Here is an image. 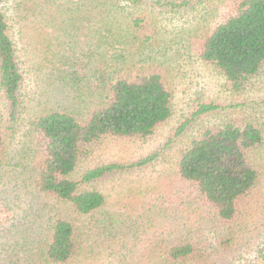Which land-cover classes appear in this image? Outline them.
I'll list each match as a JSON object with an SVG mask.
<instances>
[{
    "label": "trees",
    "instance_id": "obj_1",
    "mask_svg": "<svg viewBox=\"0 0 264 264\" xmlns=\"http://www.w3.org/2000/svg\"><path fill=\"white\" fill-rule=\"evenodd\" d=\"M142 2L0 0V108L4 109L0 110V179L7 158L8 124L18 123L25 111V74L11 35L12 20L19 26V39L33 35L37 45H42V53H47L39 68L53 65L51 59L58 50L64 51L66 62L61 65L68 69L62 71V76L51 71L48 79L67 89L72 102L70 107L56 101L27 124L24 140L28 153L22 160H28L23 164L28 168L18 161L16 167L23 169L7 175L24 189L30 180L32 189L45 200L44 215L39 210L44 222L35 215L29 219L34 221L32 224L24 220V232L20 238H13L11 255L6 254L2 264H69L77 260L82 236L87 233L76 224L102 211L107 202L105 194L94 185L159 161L156 153L127 165H83L103 142L146 140L172 116L173 94L160 74L153 72V40L135 34L144 20L128 11ZM188 2H171L164 7L175 9ZM52 28L59 32L48 33ZM42 33L49 40L43 41ZM127 40L138 46L125 51ZM197 56L225 79L231 93L244 92L264 68V0L235 2L201 38ZM134 57L138 61L133 64ZM138 65L141 72L132 76ZM259 105L264 107V102ZM221 109L213 103L201 104L192 118ZM262 148L263 121L228 120L194 138L179 153L173 173L178 184L191 193L187 194L190 198L195 194L218 220L231 222L243 215L244 200L261 181L262 172L253 159ZM262 208L264 211V203ZM194 252L190 242L175 244L170 249L155 250L153 261L176 264ZM13 254L21 258L13 260ZM250 264H264V245Z\"/></svg>",
    "mask_w": 264,
    "mask_h": 264
},
{
    "label": "rangeland",
    "instance_id": "obj_2",
    "mask_svg": "<svg viewBox=\"0 0 264 264\" xmlns=\"http://www.w3.org/2000/svg\"><path fill=\"white\" fill-rule=\"evenodd\" d=\"M183 1L143 0L137 8L128 9L144 20L142 29L135 34L153 40V72L160 74L173 94L172 116L148 139L107 140L83 162L84 166L127 165L159 154L155 165L118 174L94 185L105 194L107 202L102 211L76 224L83 227L82 232L87 236H82L77 260L69 264H154L155 250L160 252L189 242L194 245V255L176 264H250L264 245V148L255 152L253 159L262 172L261 181L244 200L243 215L231 222L218 220L214 211L204 206L195 194L190 198L187 194L191 193L178 184L173 173L179 153L207 128L233 119L264 122V107L258 106L264 102V68L251 79L244 92L233 94L213 66L197 56L201 38L239 0L200 3L185 0L190 2L175 9L164 7L167 3ZM56 31L59 32L52 28L48 33L55 35ZM11 35L25 74L22 91L25 111L18 123L8 124L7 158L4 177L0 179V264L6 254L11 255L13 238H20L24 232V220L32 224L34 221L29 219L35 215L44 222L41 215L45 200L32 189L30 180L24 189L7 175L12 170L28 168L23 165L28 160H22L28 153L24 140L27 124L33 116L52 108L56 101L72 105L67 89L48 79L51 71L62 76V71L68 69L61 65L66 62L64 51L58 50L51 59L53 65L48 63L49 67L39 68V63L47 58V53L40 50L42 45H37L33 35L19 39L15 19ZM41 35L43 41L48 39L44 33ZM43 44L48 46L47 42ZM134 46L138 43L127 40L123 47L128 52ZM132 60L134 64L138 58ZM140 68V65L134 68L132 76L139 74ZM208 103L222 109L193 119L198 106ZM228 106L235 108L226 109ZM182 126L184 129L180 130ZM18 161L23 168L16 167ZM70 217L74 220L75 216L70 214ZM20 258L19 254L12 256L13 260Z\"/></svg>",
    "mask_w": 264,
    "mask_h": 264
}]
</instances>
